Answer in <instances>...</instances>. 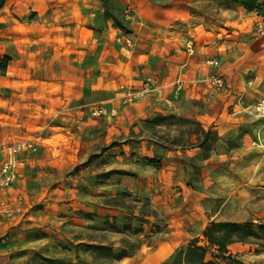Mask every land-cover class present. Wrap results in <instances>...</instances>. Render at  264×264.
<instances>
[{
	"label": "rangeland",
	"instance_id": "1",
	"mask_svg": "<svg viewBox=\"0 0 264 264\" xmlns=\"http://www.w3.org/2000/svg\"><path fill=\"white\" fill-rule=\"evenodd\" d=\"M148 2L162 16L142 14L137 47L132 16L114 7L125 29L98 19L94 42L42 43L37 95H0V149L36 148L17 155L30 162L23 217L34 220L0 233V264H164L205 245L211 223L264 226V15L227 0ZM156 21V44L141 45ZM229 251L207 259L264 264V237Z\"/></svg>",
	"mask_w": 264,
	"mask_h": 264
},
{
	"label": "crops",
	"instance_id": "2",
	"mask_svg": "<svg viewBox=\"0 0 264 264\" xmlns=\"http://www.w3.org/2000/svg\"><path fill=\"white\" fill-rule=\"evenodd\" d=\"M111 2L118 13H127L132 16L133 20L130 25L135 31L130 36L134 38L136 47L140 38L135 35L137 30H142L141 27L144 26L141 20L144 13L147 16L150 13H160L158 19L162 16V11L154 8L148 0H111ZM98 19L106 22L109 26L115 24L111 19L105 17V10L99 0H8L4 9L0 11V61L5 56H8L10 61H8L5 71L0 73V95L6 98L8 94H11L27 97V99L32 95H37L34 91V80L37 81L38 78L35 73L36 58L44 53V49L40 45L51 40L58 41L57 45H62V48L67 44L79 45L83 42H94L97 39V31L94 30L98 29L96 26ZM156 23L158 24V21ZM161 23L158 24V29L152 28V26H150V30L146 29L145 38L141 39V45L153 47L156 44L155 36L162 29ZM116 41H120L119 38ZM89 55L93 56L92 49ZM27 57L30 58L25 61ZM144 57L140 56V58ZM31 59L34 60L31 61ZM91 68L94 69V67ZM60 89L58 93H62ZM43 91L45 94L48 92V90ZM52 91L54 90L50 89L49 92ZM32 105L27 103L26 106L31 108ZM31 114L34 115L33 112ZM38 142L40 141L38 140ZM16 158L22 165L18 170L16 183L12 189L6 192L5 197L11 208L20 206L21 203L18 200L22 199L23 212L13 219H2L0 233L3 231L15 233L17 229L23 228L28 220H34L30 215L23 217L24 209L26 211V206H29L25 195L26 190L30 189V185L29 177L25 175L26 173L22 174L21 172L22 167L27 169L30 162L19 156ZM8 159L9 156L0 151V166ZM51 219L52 216H47L43 220L46 222Z\"/></svg>",
	"mask_w": 264,
	"mask_h": 264
},
{
	"label": "trees",
	"instance_id": "3",
	"mask_svg": "<svg viewBox=\"0 0 264 264\" xmlns=\"http://www.w3.org/2000/svg\"><path fill=\"white\" fill-rule=\"evenodd\" d=\"M7 1L8 0H0V11L4 9ZM227 1L244 8L248 12H257L258 14L264 15V0ZM102 2L104 3L105 17L107 19H111L119 28L125 29V26L117 17V12L112 4L108 0H102ZM8 61H10V58L5 56L0 61V65L4 63L3 65L6 69ZM207 142L208 141L201 143V147L204 148ZM261 237H264V226H258L252 222H247L244 224L234 222H214L208 225L203 232L205 245H201L200 239H194L188 246L178 250L171 257L170 261L164 264H216L213 260L209 261L207 259L209 250L211 249H214L217 252L214 258L221 259L223 261H229L233 259V256L229 251L230 246L236 243L246 244L251 240L260 239ZM77 248L79 249V247ZM86 248H88L90 251L94 250L96 254L100 255V257H105L107 259L125 257L122 251L118 254H114L112 246L106 247L88 245Z\"/></svg>",
	"mask_w": 264,
	"mask_h": 264
},
{
	"label": "built area",
	"instance_id": "4",
	"mask_svg": "<svg viewBox=\"0 0 264 264\" xmlns=\"http://www.w3.org/2000/svg\"><path fill=\"white\" fill-rule=\"evenodd\" d=\"M128 17V16H127ZM130 45V44H129ZM212 64H218L217 61H212ZM214 82L219 86H223V82L221 78H216L214 79ZM130 94H128L129 96ZM264 105V104H263ZM103 110L99 109L94 112V114L102 113ZM25 149H32L36 150L33 144H25V143H20L19 145L16 146H10L6 147L4 146L3 148L0 149L1 152H6L7 155L9 156L8 161H6L4 164L0 166V221L2 219H13L17 215H20L23 212L22 208V199L19 198V203L20 206L18 205L17 207H10V203L5 197L6 192L16 183L17 178H18V170L22 163L18 161L16 156L18 153ZM0 243L4 244L5 240L4 238L0 239Z\"/></svg>",
	"mask_w": 264,
	"mask_h": 264
}]
</instances>
